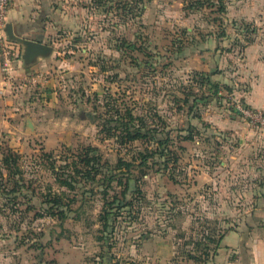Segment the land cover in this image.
Wrapping results in <instances>:
<instances>
[{
    "label": "rangeland",
    "instance_id": "rangeland-1",
    "mask_svg": "<svg viewBox=\"0 0 264 264\" xmlns=\"http://www.w3.org/2000/svg\"><path fill=\"white\" fill-rule=\"evenodd\" d=\"M120 1L64 2L69 16L48 40L51 63L37 61L23 80L27 123L20 135L0 130V264H207L186 255L203 235L247 223L264 234V129L235 111L252 97L264 108V0H223L221 11L219 0L199 9L196 0H131L132 11ZM201 72H215L221 88L189 113L185 92H210L200 90ZM117 109L172 131L174 158L167 170L151 161L135 170L141 192L128 197L131 207H115L106 240L100 215L127 199L117 165L138 161L152 144L108 137L96 116L107 120ZM189 119L195 139L183 140ZM13 133L20 138L8 142ZM89 147L100 157L99 177L113 171L119 179L106 188L78 176L75 189L62 186L61 167ZM10 150L19 156L15 175L2 162ZM51 194L73 209L63 221L46 214Z\"/></svg>",
    "mask_w": 264,
    "mask_h": 264
},
{
    "label": "trees",
    "instance_id": "trees-1",
    "mask_svg": "<svg viewBox=\"0 0 264 264\" xmlns=\"http://www.w3.org/2000/svg\"><path fill=\"white\" fill-rule=\"evenodd\" d=\"M102 2L103 0H100V4H102ZM120 2H122V8L128 9L129 11L134 9L129 8L131 0H121ZM132 2L134 1L132 0ZM204 2H206V0H196L198 9L199 7L203 6ZM219 2H221L219 10H225L223 0H219ZM140 9L142 11L143 6ZM247 28L249 29L250 26H247ZM251 31L256 32L257 28L254 27ZM222 35H225V33L222 32ZM252 42V39H248L247 41L248 44H251ZM214 73L215 72H201L199 73L200 76L198 77L200 90L206 87L210 92L198 94L194 86L190 89V91L185 92L186 94L183 101L189 106V113L194 112L199 99L207 101L210 97L214 96L220 91L221 86L219 82H216L212 77ZM113 115L114 116L112 118L107 120H104L101 115L96 116V120L102 121V125H104L105 129H107L108 137L116 136L127 141L146 139L152 144L150 147L139 152L140 157L138 161H120L117 165V169L121 171L122 178L119 180L121 184H123V180L125 179V189L123 192L125 193V196L127 195V199H114L113 201L109 202L110 210H107L105 214L100 215V219L104 222L103 224L105 231L108 232V236L104 237L106 240L113 236V222L117 217L116 212H114L115 207L121 209L131 207L132 202H129L128 197L141 192L138 183L139 176H136L135 170H139L144 167L149 168L150 161L153 164L164 165L165 170H167L169 164L172 162L171 160L173 152L171 151L170 147L173 143L172 140H174L175 137L170 130H160L159 126L157 125L153 126L147 124V121L142 116H137L131 109H128L126 112H122L121 110L117 109ZM193 116L198 117V115L195 114ZM194 130L195 126H193L191 119H189L188 126L181 127L179 131L180 133L177 137L182 138L183 140H194ZM118 131H120V135L118 134L117 136ZM186 131L187 134H183ZM18 159L19 156L12 153L11 150L9 153H4L2 158L5 168L8 169L12 175H15L16 171H18ZM174 160H176V158ZM79 163L74 161L73 165L66 164L61 167L64 172L58 175L57 181H59L62 186H68L69 189H75L76 185L81 182V180L77 178L80 176L82 179H85L87 182L91 183V185L96 184L97 186H105L107 188L112 183V181L117 180L118 178L117 176L119 174H115L113 171L106 172V176L103 178L99 177V175L102 173L101 169L99 168L100 157L96 149L91 147L87 148L84 155L81 156ZM55 167L56 166H53L54 169H56ZM70 167H72V170H69ZM68 170L71 172H68ZM15 182V187L12 191L16 193L21 185L19 180ZM88 191L91 192L92 189ZM106 192L107 190H105V193ZM51 195H53V197H50L49 195L45 196L46 199L44 200V203L51 204V206L45 208L46 214L48 216L58 217L61 219V221H63L69 217L70 212L73 211V209H64L66 203L63 201V196L58 194ZM229 230H231V228ZM226 232L227 230L224 232L217 231L213 235H203L195 242V250H193V252H187L186 255L190 260H193L196 263L206 262L212 254L211 251H216L220 247L221 240L223 239ZM196 252H199V254H196Z\"/></svg>",
    "mask_w": 264,
    "mask_h": 264
},
{
    "label": "crops",
    "instance_id": "crops-1",
    "mask_svg": "<svg viewBox=\"0 0 264 264\" xmlns=\"http://www.w3.org/2000/svg\"><path fill=\"white\" fill-rule=\"evenodd\" d=\"M66 1L68 0H11L7 23H11L16 34L20 36L50 44L48 40L58 31L60 17L69 16L68 5L64 3ZM10 43L16 53L12 77L6 79L3 75L0 56V130H18L20 135V130L27 123V112L32 109L25 105L23 80L29 79L30 72L35 69L33 65L36 64H25L22 59V46L14 41ZM53 48L51 56L55 52V47ZM47 59L48 56L40 58L37 63L41 66L48 65L51 61ZM248 104L253 108L264 109L253 97ZM18 137L13 133L9 135L8 142ZM1 139L2 135L0 141ZM255 227L254 224L247 223L245 228L238 227L227 231L220 247L210 256L211 261L207 264H264V234L260 236L259 229L255 230ZM163 249H160L163 253L172 251V247Z\"/></svg>",
    "mask_w": 264,
    "mask_h": 264
},
{
    "label": "built area",
    "instance_id": "built-area-1",
    "mask_svg": "<svg viewBox=\"0 0 264 264\" xmlns=\"http://www.w3.org/2000/svg\"><path fill=\"white\" fill-rule=\"evenodd\" d=\"M10 0H0V56L1 71L7 78L12 77L14 60L16 53L11 46L6 33L7 17ZM235 111L246 118L251 126H258L264 129V112L260 109L252 108L238 101L235 103Z\"/></svg>",
    "mask_w": 264,
    "mask_h": 264
},
{
    "label": "water",
    "instance_id": "water-1",
    "mask_svg": "<svg viewBox=\"0 0 264 264\" xmlns=\"http://www.w3.org/2000/svg\"><path fill=\"white\" fill-rule=\"evenodd\" d=\"M6 33L10 41L17 42L22 46V59L27 65L36 63L40 58L50 56L54 50L49 43L16 34L11 23H7Z\"/></svg>",
    "mask_w": 264,
    "mask_h": 264
}]
</instances>
